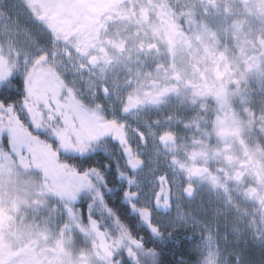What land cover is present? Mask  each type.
I'll return each instance as SVG.
<instances>
[{
	"label": "snow or ice",
	"instance_id": "6c2138e0",
	"mask_svg": "<svg viewBox=\"0 0 264 264\" xmlns=\"http://www.w3.org/2000/svg\"><path fill=\"white\" fill-rule=\"evenodd\" d=\"M182 230L173 264H264V0H0V264Z\"/></svg>",
	"mask_w": 264,
	"mask_h": 264
},
{
	"label": "flooded vegetation",
	"instance_id": "af4514ba",
	"mask_svg": "<svg viewBox=\"0 0 264 264\" xmlns=\"http://www.w3.org/2000/svg\"><path fill=\"white\" fill-rule=\"evenodd\" d=\"M208 199V195L206 190L201 191L199 193H197V195L195 196L194 199L192 200H186L184 203L186 205V209L187 211H192L193 209H198L199 207H201V205L203 204L204 201H206ZM173 215H175V212L173 211L172 213ZM196 232L199 233V229H196ZM187 235H191V233H187ZM177 243L176 245H174L173 247L166 249L165 253H172V254H178L180 253L178 248H183L181 250L182 253L185 254V250L188 247L187 242L184 241V233L183 230L181 231V234L177 236ZM164 260V259H163ZM174 261H164V264H173Z\"/></svg>",
	"mask_w": 264,
	"mask_h": 264
},
{
	"label": "trees",
	"instance_id": "16d2710c",
	"mask_svg": "<svg viewBox=\"0 0 264 264\" xmlns=\"http://www.w3.org/2000/svg\"><path fill=\"white\" fill-rule=\"evenodd\" d=\"M183 248L181 247V248H178V250H179V252L180 253H176V254H172V253H165L164 254V257H163V259H164V261H175V260H179V258L181 257V255H183L184 253H182L181 252V250H182Z\"/></svg>",
	"mask_w": 264,
	"mask_h": 264
},
{
	"label": "rangeland",
	"instance_id": "374dc122",
	"mask_svg": "<svg viewBox=\"0 0 264 264\" xmlns=\"http://www.w3.org/2000/svg\"><path fill=\"white\" fill-rule=\"evenodd\" d=\"M253 259L255 260L256 264H260L261 257L258 250H255Z\"/></svg>",
	"mask_w": 264,
	"mask_h": 264
}]
</instances>
